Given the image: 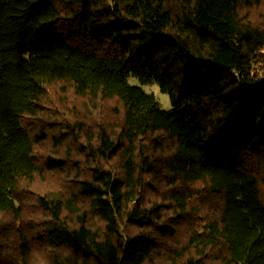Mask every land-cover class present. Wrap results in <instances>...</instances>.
<instances>
[{"label": "trees", "instance_id": "16d2710c", "mask_svg": "<svg viewBox=\"0 0 264 264\" xmlns=\"http://www.w3.org/2000/svg\"><path fill=\"white\" fill-rule=\"evenodd\" d=\"M0 264H264V0H0Z\"/></svg>", "mask_w": 264, "mask_h": 264}, {"label": "rangeland", "instance_id": "374dc122", "mask_svg": "<svg viewBox=\"0 0 264 264\" xmlns=\"http://www.w3.org/2000/svg\"><path fill=\"white\" fill-rule=\"evenodd\" d=\"M129 82L133 85H139V83L135 79H129ZM140 86V85H139ZM142 89L146 93H152L154 96H156L157 100L159 101L161 107H163L166 110H170V104H169V97L165 94H160L159 87L156 83H150L147 85L142 86Z\"/></svg>", "mask_w": 264, "mask_h": 264}]
</instances>
